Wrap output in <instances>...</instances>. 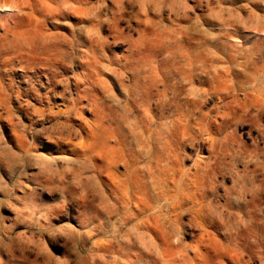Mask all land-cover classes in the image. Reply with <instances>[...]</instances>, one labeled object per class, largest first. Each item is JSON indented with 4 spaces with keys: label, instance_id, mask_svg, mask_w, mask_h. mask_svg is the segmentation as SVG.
Listing matches in <instances>:
<instances>
[{
    "label": "rangeland",
    "instance_id": "374dc122",
    "mask_svg": "<svg viewBox=\"0 0 264 264\" xmlns=\"http://www.w3.org/2000/svg\"><path fill=\"white\" fill-rule=\"evenodd\" d=\"M262 27L264 0H9L0 153L29 149V174L74 168L83 201L63 246L0 207L14 264H264ZM20 167L0 159V200L40 207L68 187ZM236 180L256 190L245 205L214 198Z\"/></svg>",
    "mask_w": 264,
    "mask_h": 264
},
{
    "label": "clouds",
    "instance_id": "9594fccd",
    "mask_svg": "<svg viewBox=\"0 0 264 264\" xmlns=\"http://www.w3.org/2000/svg\"><path fill=\"white\" fill-rule=\"evenodd\" d=\"M9 0H0V9H3L8 6ZM14 6V5H13ZM58 21H54L56 23ZM66 26L72 27L71 23L67 20L63 22ZM241 28L245 33L248 32L247 22L241 18L240 19ZM260 33L264 34V27L257 29ZM245 38H250L246 36ZM233 39H236L235 37ZM237 42H239L237 40ZM73 143L71 141H65L63 143H57V148H66L69 152L73 151ZM31 145H29V148ZM14 159L8 160V157L5 154L0 153V159L7 161L9 168L14 165H20V176H27L30 179L38 180L39 177L44 176L46 179H57L63 181L67 188L64 187H55V188H44L42 191H46L49 196L55 197L50 203L44 204L40 207H37L35 204L29 205L25 204L24 207H19L16 204H13L11 200H0V207L7 206L16 213V221H18L22 226L28 227L30 229H35L33 235L39 234L40 236L47 235L48 238L52 241L53 244L62 245V242L75 241L80 238L82 235L77 231L68 221L62 219L68 215L66 211V206L71 204L75 206L78 210V216L81 215V207L83 201L81 197L77 195L76 191L73 190L71 181H66L65 176L74 171L72 167H65L58 169L55 173L49 175L42 165L36 166V171L32 174H29L24 171V165L26 161L29 160L34 154L25 149L23 153H13ZM44 159V157H41ZM61 160L68 158L59 157ZM74 163V162H73ZM2 181V177H0ZM19 185L30 188L31 185H24L23 180H19ZM223 191V196L220 193H213L214 198L216 199H226L230 200L231 203L237 207L243 206L246 204L247 194L255 195V189L247 187L245 184H242L239 180H236L231 188H228L226 185L221 186ZM35 192V190H33ZM235 193V195H233ZM212 222H216L214 217H210ZM4 220L3 216H0V223ZM79 222V221H77ZM237 222L242 224L244 227H247V224L242 221V219L237 218ZM26 232L20 234L21 237L26 236ZM7 238V239H6ZM14 237L8 236V233L0 228V253L8 256L10 264H14V256L10 255L13 252V241ZM0 264H3V260L0 259Z\"/></svg>",
    "mask_w": 264,
    "mask_h": 264
}]
</instances>
